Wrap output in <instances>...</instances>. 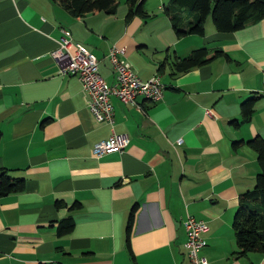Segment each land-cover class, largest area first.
I'll return each instance as SVG.
<instances>
[{
  "label": "crops",
  "instance_id": "1",
  "mask_svg": "<svg viewBox=\"0 0 264 264\" xmlns=\"http://www.w3.org/2000/svg\"><path fill=\"white\" fill-rule=\"evenodd\" d=\"M168 1L145 0V14L127 20L126 0L113 14L83 15L57 0H0V169L24 179L23 190L0 196V264H190L189 215L209 225L208 264H264L262 252L238 253L232 228L238 195L260 171L255 150L232 143L264 138V17L219 32L207 16L203 35L177 36ZM62 27L98 57L108 84V49L124 47L141 79L160 75L162 99L113 97V125L97 122L78 78L60 75L51 57ZM199 48L210 60L177 72L174 62ZM112 132L128 145L94 157ZM66 218L73 226L59 234Z\"/></svg>",
  "mask_w": 264,
  "mask_h": 264
},
{
  "label": "trees",
  "instance_id": "2",
  "mask_svg": "<svg viewBox=\"0 0 264 264\" xmlns=\"http://www.w3.org/2000/svg\"><path fill=\"white\" fill-rule=\"evenodd\" d=\"M74 15L104 12H116L118 0H57ZM145 0H126L128 10L125 18L134 15L143 16ZM163 11L168 16L177 36L186 34L203 35L207 16L211 17L215 30L232 32L255 23L264 17V0H169L163 5ZM223 52L216 50L213 56ZM208 50L199 48L174 62L175 70L186 71L207 63ZM255 98L244 100L241 105V120L248 121ZM234 125L238 119L231 121ZM233 146L246 144L255 150L260 171L256 174L252 189L238 195V205L233 215L232 228L235 235L238 253L258 251L264 253V138L255 136L249 140L233 141ZM24 179L13 178L5 169H0V196L23 190ZM132 219V214L130 220ZM73 222L70 218L61 220L58 225L59 234L71 230ZM130 228V226H129ZM129 228L126 242L129 241ZM129 244V243H128ZM37 264H63L61 262L45 261Z\"/></svg>",
  "mask_w": 264,
  "mask_h": 264
},
{
  "label": "built area",
  "instance_id": "3",
  "mask_svg": "<svg viewBox=\"0 0 264 264\" xmlns=\"http://www.w3.org/2000/svg\"><path fill=\"white\" fill-rule=\"evenodd\" d=\"M51 57L58 65L59 74L74 75L81 84L86 107L97 122L113 125L114 105L112 98L122 104L135 105L137 98L142 97L149 102L162 99L165 85L158 73L143 80L125 60V48L111 46L106 58L114 75V81L108 84L99 73V59L83 44L73 40L71 31L61 28V36ZM264 95V87L261 91ZM211 114L210 110H206ZM180 142V140H179ZM128 145V138L112 132L107 138L96 142L92 148L94 157L99 158L113 151H122ZM186 241L184 252L190 264H208L200 255L204 246L203 234L208 232L209 225L202 219L189 215L183 221Z\"/></svg>",
  "mask_w": 264,
  "mask_h": 264
}]
</instances>
